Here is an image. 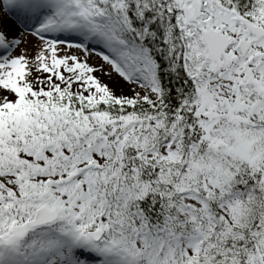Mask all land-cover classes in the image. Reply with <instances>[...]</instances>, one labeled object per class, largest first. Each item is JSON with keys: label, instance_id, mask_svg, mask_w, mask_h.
Returning <instances> with one entry per match:
<instances>
[{"label": "snow or ice", "instance_id": "1", "mask_svg": "<svg viewBox=\"0 0 264 264\" xmlns=\"http://www.w3.org/2000/svg\"><path fill=\"white\" fill-rule=\"evenodd\" d=\"M0 264H264V0H0Z\"/></svg>", "mask_w": 264, "mask_h": 264}, {"label": "rangeland", "instance_id": "2", "mask_svg": "<svg viewBox=\"0 0 264 264\" xmlns=\"http://www.w3.org/2000/svg\"><path fill=\"white\" fill-rule=\"evenodd\" d=\"M95 60H96V62H98V63H102L101 61H99L98 59H96V58H94ZM117 79H118V77H117Z\"/></svg>", "mask_w": 264, "mask_h": 264}]
</instances>
